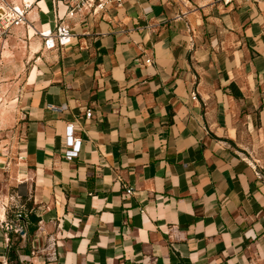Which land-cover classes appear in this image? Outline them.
<instances>
[{
	"label": "crops",
	"instance_id": "crops-1",
	"mask_svg": "<svg viewBox=\"0 0 264 264\" xmlns=\"http://www.w3.org/2000/svg\"><path fill=\"white\" fill-rule=\"evenodd\" d=\"M57 12L37 0L34 28ZM66 22L61 50L33 27L0 38L21 36L27 64L7 185L25 221L39 216L35 238L52 236L53 263L264 264V0H124ZM68 122L74 160L60 153Z\"/></svg>",
	"mask_w": 264,
	"mask_h": 264
},
{
	"label": "built area",
	"instance_id": "built-area-1",
	"mask_svg": "<svg viewBox=\"0 0 264 264\" xmlns=\"http://www.w3.org/2000/svg\"><path fill=\"white\" fill-rule=\"evenodd\" d=\"M57 6L60 4L64 7V12L60 15L57 12L56 20L53 27L36 29L30 18L31 12L36 8L37 0H0V38H5L18 27H33L37 36L41 38L43 48L46 50H61L68 45L74 34L72 28L66 22V19L84 18L103 13L109 6L121 7L124 0H52ZM223 4L248 0H216ZM146 64L151 63L148 58L144 61ZM192 99H195L193 94ZM85 118L92 116V111L86 109ZM82 137L76 130L74 122H68L64 128L63 144L60 150L62 157L66 160H74L78 157L81 150ZM131 187L126 188V192H131ZM16 221H21L20 227L16 228L4 221V229L14 231L23 236H28V222L24 220L23 213L15 215ZM6 223V224H5ZM5 241L9 240L8 234H4ZM3 264H7L5 261Z\"/></svg>",
	"mask_w": 264,
	"mask_h": 264
},
{
	"label": "rangeland",
	"instance_id": "rangeland-1",
	"mask_svg": "<svg viewBox=\"0 0 264 264\" xmlns=\"http://www.w3.org/2000/svg\"><path fill=\"white\" fill-rule=\"evenodd\" d=\"M44 1L47 2L49 0ZM21 38L19 36L13 42L7 41L4 43L0 41V210L3 209L6 211L7 223L13 227L16 225V228L20 227L21 221L17 222L15 215L17 213H23L26 207L20 204L22 203V199L18 194V187L7 185V181L10 180L12 175L9 164L13 163L12 160L15 157L18 158L17 153H15V147L19 141L18 124L16 122L19 117L17 115L18 110L16 108L17 106H15V100L19 96L20 87L17 85L13 87L12 83L15 81L16 73L25 69V66H27L25 59L19 57L21 52V43L19 40ZM10 51L13 52L12 56H16L15 58L17 59L7 57L10 56ZM10 60L14 61L13 67H10ZM22 191H25L24 188ZM27 202H29V199ZM20 235H14L11 240L16 242L20 237L24 240L26 239L25 236ZM33 236L32 234L33 239L29 240L31 242L32 252L30 256L24 257V260H26L24 264H54L55 256L52 249V236L47 235L42 241H38ZM35 257L38 258V261L34 259Z\"/></svg>",
	"mask_w": 264,
	"mask_h": 264
},
{
	"label": "trees",
	"instance_id": "trees-1",
	"mask_svg": "<svg viewBox=\"0 0 264 264\" xmlns=\"http://www.w3.org/2000/svg\"><path fill=\"white\" fill-rule=\"evenodd\" d=\"M27 222L28 224V233L29 234H34V232L37 229V225L38 222L40 220L39 216H37L34 212H28L27 213ZM10 235V241L11 238L14 235H19V233L14 234L12 233V231L9 232ZM19 242H20V238L16 241V242H12L9 244V247L7 249L4 250L3 252V256H5L7 258V260L10 262L9 264H21V261L19 260V257L17 255V250L21 249L22 254L26 255V256H30L32 249H31V242L28 241L25 246H23L22 248L19 247Z\"/></svg>",
	"mask_w": 264,
	"mask_h": 264
}]
</instances>
